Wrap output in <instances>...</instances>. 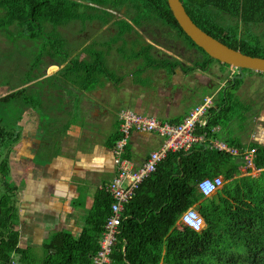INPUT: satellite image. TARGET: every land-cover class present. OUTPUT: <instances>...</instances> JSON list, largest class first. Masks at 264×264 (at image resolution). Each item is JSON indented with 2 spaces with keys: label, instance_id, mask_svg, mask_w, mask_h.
<instances>
[{
  "label": "trees",
  "instance_id": "16d2710c",
  "mask_svg": "<svg viewBox=\"0 0 264 264\" xmlns=\"http://www.w3.org/2000/svg\"><path fill=\"white\" fill-rule=\"evenodd\" d=\"M91 1L107 4L113 0ZM181 1L192 20L205 32L244 54L264 58L260 55L264 50L250 46V40H255L253 29L264 25V0ZM128 2L137 4L134 7L138 17L159 18L183 34L192 46L198 47L178 24L168 0L122 1L123 4ZM81 10V0H0L3 12L0 27L16 24L23 27L26 37L36 41L35 22L40 27L45 24L58 27L72 20H82ZM231 19L235 23H226ZM239 29L242 35L238 38ZM198 48L206 58L203 65L215 60ZM151 66L156 67L154 63ZM86 69L89 75L85 78L82 75ZM63 71L69 78L65 80L74 90L91 92L100 86V76L107 73V67L79 65ZM30 81L31 77L22 85ZM241 82L242 79L234 83L231 80L230 86L219 94L221 101H216L210 109L207 124L197 126L196 134L206 140L193 144L188 151L169 152L125 204L110 264H264V144H240L239 137L225 139L229 147L238 148L241 153L247 148L255 149L254 166L260 170L256 177L242 174L241 167L246 164L242 156L208 146L211 138H217L221 127L244 129L251 106L236 95ZM35 89L28 85L0 98V264H11L13 260L19 264H93L113 203L112 196L105 190L97 196L88 226L79 237L69 231L55 233L44 246L45 257L41 261L35 258L33 249L19 245L20 236L15 229L17 196L15 186L8 181L10 166L6 157V151L18 142L19 132L18 127L10 129L4 124L1 109L9 104L21 113L27 106L42 111L40 92L44 85L41 90ZM31 91L37 94L29 93ZM207 95L212 92L205 90L202 101ZM75 99L74 110L77 111L80 102ZM237 107L242 109L236 111ZM70 126L68 122L66 127ZM121 137L117 121L110 137L111 146L115 147ZM218 176L224 178L225 185L214 195L205 197L199 191V183ZM197 203L205 221L204 229L198 232L187 226L178 227L180 216Z\"/></svg>",
  "mask_w": 264,
  "mask_h": 264
},
{
  "label": "crops",
  "instance_id": "0c3cea01",
  "mask_svg": "<svg viewBox=\"0 0 264 264\" xmlns=\"http://www.w3.org/2000/svg\"><path fill=\"white\" fill-rule=\"evenodd\" d=\"M205 76L206 79H210L208 75ZM187 78L189 74L184 76L180 71L167 70L160 81H152L154 84L159 82L163 84L159 85L164 90L161 98L155 95L149 97L156 102V109L161 110L165 117L163 120L158 118L159 120L179 123L192 108L201 103L202 96H198L193 103V97L196 96L193 89L197 86L185 82ZM112 84L121 86L123 81L110 80L106 83V88ZM131 86L135 92V85H128V94L131 93ZM70 92L71 90L67 91L64 96H67V105L70 108L73 106L71 111H74L76 99H71L74 94ZM91 92H86V97L91 99ZM95 94L105 97L109 92L99 88ZM120 97L124 107L129 106L131 109H127L133 110L132 105L124 101L132 96L124 97L120 94ZM145 99L146 97L136 99L135 112L143 114L142 111L147 107ZM71 101L73 105H70ZM83 110H85L83 114H87L86 118L84 117L85 122H90V119H87L88 114H91V119H96L95 121H101L98 117L104 115V123H109L112 127V132L104 140H101L97 133L89 131L88 122L85 133L80 126L76 133L72 130L73 126L67 128L68 115L65 118V126L55 130L54 136H51L47 126L48 118L44 120L47 116L46 111H36L27 106L21 113L18 122V142L6 151V157L10 166V179L15 182L17 196L18 217L15 229L20 236L19 245L23 248L34 250L44 248L54 236L45 242V233L50 229H54V233L69 231L75 237H79L88 226L89 215L97 196L117 174L114 147L110 145V137L115 132L117 121L120 122L119 117H111L104 109L93 111L89 109L87 103H84ZM158 114L159 111L153 117L157 118ZM164 141L165 138L158 133L134 131L127 146L126 156L136 168L141 167L153 151L163 146ZM242 174L245 175L243 171ZM199 203L192 207L198 210Z\"/></svg>",
  "mask_w": 264,
  "mask_h": 264
},
{
  "label": "flooded vegetation",
  "instance_id": "af4514ba",
  "mask_svg": "<svg viewBox=\"0 0 264 264\" xmlns=\"http://www.w3.org/2000/svg\"><path fill=\"white\" fill-rule=\"evenodd\" d=\"M122 1L113 0L107 4H96L91 0H81L82 20H72L58 27H54L51 24H45L40 27V24L35 22L36 25L33 28L38 35L36 41H32L26 37L22 31L23 27L16 26V24L0 27V31L8 36L11 45L14 44V39H17V42L21 43L23 47L36 44L38 53L34 58L35 64L42 65L43 69H45L42 71L43 73L45 72L44 76L35 77L29 84L9 90L3 96L28 85L34 88L37 83L44 85L45 89L41 90L40 93L42 94V101L45 100L47 103L46 113L50 119L47 126L50 129L51 136H54L55 130L57 131L58 128L65 126L67 115H63V113L70 112L71 108L73 110V106L70 108L67 105V96H64V93H67L69 90L74 91L76 95L71 99H79V110L81 113L85 112L83 110L84 103H87L89 109L93 111L104 109L106 113L110 112L108 108L121 106L122 103V98L120 97L121 89L119 90L118 87H122L123 85L112 84L109 87L114 90V94L112 95L109 92V95L105 97L95 94V91L100 88L99 86L91 92L90 99L86 97L85 91L74 90L67 83V80H69L68 76L62 74L63 81L59 82L56 80L55 84L57 87L51 88L49 79L58 73L59 70L63 71L66 67L104 65L107 67V73L100 76V79L110 77L113 78L111 81L115 82L116 80L118 82L132 79L137 71V61L142 62L141 75L149 74L151 78L155 77V80L156 78L157 80H161L167 70L180 71L184 76L190 73L191 79L199 82L196 85L197 87L193 89V93L197 96H202L205 90L213 91L214 103L216 102V97L219 96L221 91L230 86L232 77L237 74V70L230 66L223 69L221 67L223 63L221 62L217 69L212 68L210 63L203 65L205 55L198 47L192 46L190 42L186 41L184 35L177 29L169 27L164 21L156 17H138V11L134 7L137 4L131 2L123 4ZM1 13L3 12L0 11ZM68 28H72L76 32V37L72 36V31H69ZM56 32H60L62 37H64L65 44L62 46H58L55 42ZM106 39H110L109 41H112V43L104 44V40ZM121 40L123 41L119 43ZM130 43L135 44L133 50L134 60L131 61L130 57H121L124 61L116 59V51L122 50L120 46L123 45L125 47ZM151 63H154L156 67L153 68ZM111 64L120 67L123 77H116L112 74L109 66ZM187 64L189 65L188 68ZM157 65L160 67H157ZM165 65H170V69L163 68ZM53 68L57 70H52ZM87 72H89L88 69L85 70V75H82V77L86 78L89 75ZM199 74H201L200 77ZM205 75H208L210 79H206ZM125 89L127 88L122 90ZM82 95L83 97H81ZM51 96L55 99L51 98ZM60 99L65 102L63 113L59 110L61 107L57 106ZM70 105H73L72 101ZM252 113L254 111L248 113L249 121L252 119V117L249 118V115ZM82 125L83 133H85L87 129L84 126L88 127V124L83 123Z\"/></svg>",
  "mask_w": 264,
  "mask_h": 264
},
{
  "label": "rangeland",
  "instance_id": "374dc122",
  "mask_svg": "<svg viewBox=\"0 0 264 264\" xmlns=\"http://www.w3.org/2000/svg\"><path fill=\"white\" fill-rule=\"evenodd\" d=\"M226 23H235V22H233L231 19V21L228 20V22ZM5 26L6 25H4L3 27ZM241 29H239L238 31V38L242 35ZM68 30L72 31L73 37H76V32H74L72 28H68ZM252 35H253L252 37H255V40L254 39L250 40L251 41L250 46L252 48L257 47V48L264 50V27L263 25L258 26L255 29H253ZM55 39H56L55 41L56 43H57V39L60 40V42H58L57 44L58 46H62L63 44H65V41H63L64 37H62L60 32H56ZM109 40L110 39L104 40V44L112 43V41H109ZM122 41L123 40H121L119 43H121ZM134 46H135L134 43L127 44L125 47L121 45L120 48L122 50L116 51V59H120L122 61L123 60L122 58L130 57L131 58L130 60L133 61L134 60L133 59ZM37 53H38V47L36 44H31L28 47H23L21 43L17 42V39H14V44L11 45L10 40L8 39V36L5 33L0 31V97H2L3 94L8 92L9 90H13L16 87H21L22 84L29 77H31V80H33L36 75H38V78L44 76L45 72L43 73L42 71H44L45 69H43L42 65L35 64L34 58L37 55ZM260 55L264 56V51H260ZM204 59L206 58L204 57ZM210 64L212 68L217 69L219 67V64L221 63L216 60H212ZM118 65H121V64H118ZM221 65L223 69H225L226 67L228 68L229 66V65H223V64ZM109 66H110V70L112 74H114L116 77L117 76L123 77V72H121L119 66H115L114 64H111ZM188 66L189 65L187 64V68ZM136 68H137V71L135 72V75L132 79H128L129 81L122 80L123 86L118 87L119 90L121 89L120 94H123L124 97L126 95L132 96V97L124 99V101H127L132 105L133 111H135L134 107L136 106V102H137L136 99H142L146 97L145 105L147 107H145V110L142 111V113L145 115L150 114L152 116H155L156 112L159 111L157 118L163 120L165 117L161 113V110L156 109V102L152 101L149 98L150 96H154V95L157 98H161V93L164 92V90L160 88V86L163 84L161 82H159L158 84H154L152 81L155 82V81H160V80H155V77L151 78L149 74L141 75L142 62L137 61ZM55 69L56 68H53L52 70H55ZM63 72L64 71L59 70L58 73H56L53 77L49 79L50 81L49 84L51 88L57 87V85L55 84L57 82L56 80L62 79L61 75L63 74ZM241 79H242V82H241L239 90L236 92V95L240 96V98L239 97L238 98L241 101L246 102L247 104L251 106L249 110L252 112L254 111V113H252L253 115L250 114L249 118L252 117V119L251 121L247 119V123L245 124L244 129H237V128L229 129V128L221 127L223 129H221L219 133H217V138H211L210 141L212 145H215L216 141L220 143L226 142L225 139L232 138V137H239V140L241 141L240 144H249V142H257V143L264 144V74L262 75V73L252 71V70L251 71L247 70L244 72V77H242ZM107 82L108 80L102 79L100 82V88L103 89L104 92H110L113 95L114 90H112L111 87L109 86L106 88ZM185 82H187L189 85H191L190 83H193L194 85L199 84L198 81H193V79H191L190 73H189V78H187V81L185 80ZM128 85H135L134 94H133V86H131V93L128 94ZM35 86H36L35 87L36 89H40L42 85H40V83H37V85ZM171 86L173 87V84H171ZM124 88H127V89L122 91V89ZM186 88L187 87L185 86V89ZM40 90H38V92ZM186 90L184 92H186ZM29 93L37 94L36 92L34 93L33 91ZM51 98H54V97L51 96ZM197 98H198L197 95L193 97V103L196 101ZM216 101L217 102L221 101V96H217ZM41 103L43 105L42 112L46 111L47 110L46 101L44 100ZM64 104L65 102H63L62 99H60L59 102L57 103V106L61 107V109L59 110L62 113L64 112L63 110ZM123 104L124 103L122 101L121 106L108 108L110 110L109 113L111 117L118 118L122 110L127 109V108L131 109V107L129 106L124 107ZM239 109H242V108L237 107L235 110L237 111ZM64 114L69 116L68 122H71V126H73L72 130L75 133L77 132V129H79L78 126L83 127L82 124L88 122V121L85 122V118H84L87 116V114L85 115L81 113L79 109L77 111L75 110L71 112L67 111V113H63V115ZM88 115H89V118L87 117V119H90V122H88L89 131H93L97 133L100 139L104 140L112 132L111 125L109 123H104V119H105L104 115L98 117L101 121H95L96 119H91L92 118L91 114H88ZM1 116L4 120V124L8 128L12 129L13 127L14 128L18 127V123H16V120L20 118L21 112L18 109H15V110L12 109V107L9 106L8 104L7 106H4L1 109ZM73 116L74 117L76 116L77 119H74ZM46 118L50 120L48 116H46ZM84 128L86 129V125L84 126ZM210 145L211 144L208 143V146ZM241 169L245 175L252 174L255 177L258 176L260 172L259 170H252L251 168H250L251 169L250 172H248L246 170V167H242ZM10 178H11V175L9 174L8 181L12 182L11 184L14 185L15 182H13ZM177 226L180 227L179 224H177ZM54 232H55L54 229H50L45 233V242L50 240V238L55 234ZM32 253L38 261H41L45 257L44 248L35 249V250L33 249Z\"/></svg>",
  "mask_w": 264,
  "mask_h": 264
},
{
  "label": "built area",
  "instance_id": "2783aa9c",
  "mask_svg": "<svg viewBox=\"0 0 264 264\" xmlns=\"http://www.w3.org/2000/svg\"><path fill=\"white\" fill-rule=\"evenodd\" d=\"M214 106V96L207 95L203 101L192 108L189 114L179 123L163 122L156 117L137 113L130 109H124L120 116V132L122 137L114 147V164L117 167L115 178L104 187L113 198L111 214L105 224V230L100 241V250L93 258V264H110L111 254L119 227L123 219L124 206L134 196L136 189L149 175L154 173L158 165L167 157L169 152L188 151L193 144L203 141L205 137L196 134L198 125H206L210 109ZM134 131H148L158 133L165 138L163 146L153 151L145 163L136 168L133 162L126 156L127 146ZM211 146L229 152L235 156H242L246 161V170H258L254 166L255 149L245 150L241 153L238 148L229 147L226 143L215 142ZM260 171V170H259ZM250 172V171H248ZM252 175V174H247ZM225 180L222 176L213 179L206 178L199 183V191L210 197L223 188ZM177 224L187 226L195 231H202L205 221L195 207L186 210L179 218ZM11 264H19L11 261Z\"/></svg>",
  "mask_w": 264,
  "mask_h": 264
},
{
  "label": "water",
  "instance_id": "95a60500",
  "mask_svg": "<svg viewBox=\"0 0 264 264\" xmlns=\"http://www.w3.org/2000/svg\"><path fill=\"white\" fill-rule=\"evenodd\" d=\"M168 3L180 27L198 47L212 59L237 70L238 74L232 77L233 83L244 77L246 69L264 73L263 57L244 54L205 32L192 20L181 0H168Z\"/></svg>",
  "mask_w": 264,
  "mask_h": 264
}]
</instances>
